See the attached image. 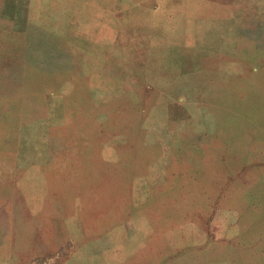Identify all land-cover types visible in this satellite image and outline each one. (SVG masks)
I'll list each match as a JSON object with an SVG mask.
<instances>
[{
  "label": "rangeland",
  "instance_id": "rangeland-1",
  "mask_svg": "<svg viewBox=\"0 0 264 264\" xmlns=\"http://www.w3.org/2000/svg\"><path fill=\"white\" fill-rule=\"evenodd\" d=\"M0 25L37 66L0 264H264V0H0Z\"/></svg>",
  "mask_w": 264,
  "mask_h": 264
},
{
  "label": "crops",
  "instance_id": "crops-1",
  "mask_svg": "<svg viewBox=\"0 0 264 264\" xmlns=\"http://www.w3.org/2000/svg\"><path fill=\"white\" fill-rule=\"evenodd\" d=\"M23 54V48L18 42L14 44L7 42L4 27L0 25V146L3 148L23 146V138L16 139L14 135L17 130L20 132V127L24 125L22 117L25 115L28 94L23 83L27 80L30 66L37 69L35 64L30 65L22 58ZM10 112L15 113L14 125L18 127L15 133L10 131L12 127H7L8 124L13 125V116ZM4 126L7 127L6 131ZM17 151H13L12 154L21 156L20 152L15 154ZM7 154L11 152L5 154L0 151V157H6Z\"/></svg>",
  "mask_w": 264,
  "mask_h": 264
}]
</instances>
